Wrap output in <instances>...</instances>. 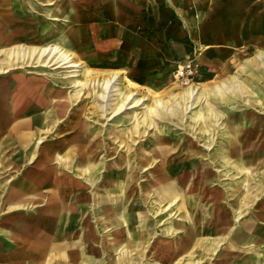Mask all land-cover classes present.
<instances>
[{"label": "rangeland", "instance_id": "rangeland-1", "mask_svg": "<svg viewBox=\"0 0 264 264\" xmlns=\"http://www.w3.org/2000/svg\"><path fill=\"white\" fill-rule=\"evenodd\" d=\"M25 1L22 16L15 17L11 5H7L0 49L57 42L73 52V60L80 66L74 69L29 63L0 73V263L27 264L23 263L22 251L37 238L42 237L51 246L47 229L50 207L46 203L51 179L45 182L37 174L40 155L46 151L52 156L46 165L57 169V177L67 189L84 194L83 198L91 193L94 196L93 206L85 199L81 208L89 226H96V212L109 211L112 206L125 209L130 216L129 222L115 218L114 226L101 232L110 233L108 242L120 240L102 264H256L247 261L255 251L258 264H264V128L256 127L257 121L264 122V68L250 62L257 51L264 59V46H243L229 63L213 68L202 45L205 31L191 32L183 26V56L173 67L157 76L134 74L127 67V58L101 48L72 45L63 32L55 30L56 19L47 14L48 9L36 0L32 1L39 7ZM198 38L197 46H186L195 44ZM5 58L0 52V64ZM110 72H118L119 78L117 92L105 107L96 95V83ZM233 75L246 83L245 94H230L235 85L232 82H226L228 90L224 94H216L215 87ZM77 81H87V85ZM23 82L27 88H34H22ZM191 86L211 94L205 101L194 102L186 115L169 110L153 117L147 114L148 107H155L156 98L169 106L175 101L182 106L188 104L182 94ZM120 92H133L140 102L133 107L126 105L113 115L122 97ZM31 98V112L10 116ZM210 106L218 113L221 127L214 141L205 122L193 119ZM36 113L41 116L37 125L18 124ZM207 121L214 124L209 118ZM16 132L33 133L26 156L15 140ZM34 175L40 185L32 182ZM28 176L29 192L21 198L17 186ZM128 191L130 197L125 202L123 195ZM172 192L177 197L174 202H170ZM105 199L106 205L102 202ZM17 202L19 205L13 206ZM233 204L241 207L237 220V212L230 208ZM125 223L135 237L129 246ZM238 227L247 236L239 242L233 236L235 230L240 231ZM228 239H233L236 248L226 246ZM184 244L187 251H182ZM174 248L179 249L178 254ZM52 253L38 262H63ZM59 253L62 255V251ZM101 256L91 252L89 262L78 259L76 264H99Z\"/></svg>", "mask_w": 264, "mask_h": 264}, {"label": "crops", "instance_id": "crops-1", "mask_svg": "<svg viewBox=\"0 0 264 264\" xmlns=\"http://www.w3.org/2000/svg\"><path fill=\"white\" fill-rule=\"evenodd\" d=\"M23 1L25 0H9V2L8 0H0V31L4 30L3 24L5 23V19L3 16H6L7 5H11L15 17L22 16L24 15L21 10ZM36 1L42 4L44 8L48 9L47 14L56 19L54 24H56L58 28L55 30L63 32L64 36L72 45L78 48H101L102 51L111 52V54H115L119 58H127V67H129L131 69L130 72L134 74L140 72L157 76L165 74L169 68L173 67L175 63H177L176 61L183 56V37L185 30L183 26H185L186 30L191 32H199L200 29L205 31L206 38L202 39V45L206 48V53L209 57L208 64L213 68H215L216 65L219 66L229 63L237 53L236 50L240 51L243 46H264V0ZM28 2L34 4L32 0H28ZM38 3L34 5L39 7ZM25 4H27L26 1ZM199 17H201L200 20ZM195 42V44L192 42L186 43V46H197L199 44V38L196 39ZM55 44L73 54L71 50L63 47L57 42L45 46L16 44L7 49H0V52L6 55L5 60H1L0 68H3V70H0V73H5L9 69H13L8 66L11 60L9 54L14 49L20 47L28 49L43 48ZM261 56L262 54L260 51H257L254 60L250 62H252L253 65H260L264 68V59ZM224 81L225 84H227L226 82H232L235 85L239 84V88H232L230 94L233 93L238 96L245 94L247 85L237 75H233L230 79H224ZM26 83L23 82L21 87L26 89ZM30 88L34 87L30 86L27 89L30 90ZM24 101L25 102H22V106L10 116L27 114L33 110V105L29 103L32 101V98ZM40 117V114L36 113L33 114V116L30 115L22 118L21 123L18 122V124L33 127L37 125L36 120L39 122L41 119ZM18 124L14 123V126ZM257 126L264 128V122L262 120L257 121L256 127ZM24 134L25 133L16 132L14 136L15 140L19 141L22 153L26 156L30 152V148H28L26 144H28V140L32 137L33 133ZM36 137L38 142L39 135ZM262 142L264 143V140H262ZM35 152L36 150L34 153ZM50 157L52 156H49L47 152L40 155L41 161L43 162L40 164L37 174L38 177L45 182L51 179L46 200L47 206L50 207L49 212L51 211L47 227L50 233L48 235H50L51 246L49 248V243H45L42 237L32 241L30 248L22 251V256L24 258L23 263L54 264V262H38L43 259L44 255H50L52 252L53 257L55 256L54 258L58 262L64 261L59 264H76L78 259L81 260L82 263H87L92 259L90 253L95 252L102 254L101 259L99 258V264H102L104 258L111 255L110 250L116 248L120 240L114 238L115 240L113 243L111 241L108 242L106 238L110 233L104 235L101 232H105L106 228L109 226H114L116 222L115 218L118 220V217H124L125 221L129 222L130 216H128V213L127 215L125 214V209L124 211L118 210L117 207L112 206L109 211L104 210L96 212L94 218H96L97 224L96 226H89L83 212H81V208L82 204L85 202L83 200L85 199L86 202L88 200L90 201L91 204H89V206H93L95 200L94 196L91 193L83 198L82 195L84 194L76 191L72 192L67 189L68 186L62 183V181H59L61 178L58 179L57 177V173L55 172L57 169H54L53 166L46 165L52 160ZM34 178L35 180H33L32 177V182L40 185L41 181L36 179V175H34ZM30 179L29 176L24 178V180L18 184L19 187L17 186L21 198H25L29 192L28 185ZM15 187L16 185L13 186L14 189ZM55 195L60 196V206L57 205L59 201H56L57 196ZM106 200L107 199L104 200L105 202L102 201L104 205L107 204ZM18 205L19 203L17 202L14 203L13 206ZM86 205H88V203H86ZM53 210L56 211V213ZM127 227V243L129 246L131 243H134L132 241L130 242L131 238L135 237L131 233L132 228L129 227V225H127ZM239 230L240 231L235 230V234L233 232V236L238 242L247 238L245 232L240 228ZM140 236L142 237V235ZM231 240L233 239H228L226 241V246L228 248L233 246L236 248V245H234ZM59 251H62V255ZM176 251L178 254L179 249H176ZM63 256H65V258H63L64 260L61 258ZM256 257L255 251L250 254V259L247 261L251 260L253 263L258 264ZM110 264H112V262Z\"/></svg>", "mask_w": 264, "mask_h": 264}, {"label": "bare ground", "instance_id": "bare-ground-1", "mask_svg": "<svg viewBox=\"0 0 264 264\" xmlns=\"http://www.w3.org/2000/svg\"><path fill=\"white\" fill-rule=\"evenodd\" d=\"M42 47V46H41ZM9 56L11 57L10 60V65L8 66L9 68H16L18 66H21V64H32V63H39L43 65H56L57 66H62V67H74V69H78L80 66L79 61H74L73 60V55L66 49L58 46V45H49L43 48H34V49H28L25 47H20L17 49H14ZM82 65V63H81ZM7 68V67H6ZM8 68V69H9ZM73 69V70H74ZM0 70H3V68H0ZM75 71V70H74ZM69 78V77H68ZM118 72H110V75L107 78H104L101 82H97V86H99V92L96 90V95L97 97L102 99V102L105 107L109 105V98L114 96V92H117V84H118ZM93 81V80H92ZM25 83V82H24ZM78 84L80 85H87V81H77ZM73 85V84H72ZM22 86V85H21ZM96 88V86L94 87ZM233 88L238 89L239 87L236 85H233ZM27 89V88H26ZM94 90V89H93ZM228 90V86L224 84L218 85L215 87V93L218 95L224 94L225 91ZM111 93V94H110ZM95 94V93H94ZM211 93L206 91V90H199V88L191 86L189 87L183 94H182V100L183 101H188V104L179 105L178 102L172 103L170 106L165 103L161 98H156L154 99L155 107H148L147 108V114L151 117L158 115L159 112H163V114L168 113L169 111L172 112H181L184 115H186V110L187 109H192L195 105V103H198L202 100H207L209 95ZM120 95L122 97L120 98V101L118 104L114 107L113 109V115L118 114L121 112L123 109H126V105L129 107H133L137 105L140 102L139 98H134L133 92H127V93H122L120 92ZM195 102V103H194ZM28 105V104H27ZM29 106V105H28ZM27 109V108H26ZM23 111V110H22ZM21 111V112H22ZM26 111V110H25ZM107 112V109L105 110ZM20 113V112H19ZM109 115V114H108ZM107 115V116H108ZM18 116V115H16ZM33 116V115H32ZM186 118V117H185ZM211 119L214 121V124H209L207 119ZM193 119L196 121V123L200 122H205V128L206 131L209 132V134H212L209 138L210 140L214 141V135L216 134L217 130L220 129L221 127L219 126V118H218V113L210 106L205 112H200L197 113ZM221 122V121H220ZM218 124V125H217ZM77 127V125H75ZM225 127V126H224ZM79 132V131H78ZM227 134V133H226ZM25 135V134H24ZM68 137V136H67ZM190 137V136H189ZM18 138V137H17ZM21 138V137H20ZM156 140V139H155ZM196 140V139H195ZM234 141V140H233ZM156 142V141H155ZM197 143V142H196ZM27 145V144H26ZM224 145V143H223ZM241 145V144H239ZM24 146V145H23ZM69 146V145H68ZM55 147V146H54ZM252 147V146H251ZM47 148V147H46ZM173 148V147H172ZM45 149V148H44ZM65 149V148H64ZM159 149V148H158ZM192 149V148H191ZM43 150V148H42ZM152 150V149H151ZM161 150V149H160ZM58 151V149H57ZM68 151V150H67ZM46 152V151H45ZM153 152V151H152ZM165 151H163L164 153ZM66 153V152H65ZM227 154V153H226ZM42 155V154H41ZM193 155V154H192ZM132 156V154H131ZM179 156V154H178ZM184 156V155H183ZM44 157V156H43ZM42 157V158H43ZM71 157V156H69ZM80 157V156H79ZM191 157V156H190ZM65 158V157H64ZM79 159V158H78ZM42 160V159H41ZM181 160V159H180ZM194 160V159H193ZM66 161V160H65ZM43 162V161H42ZM138 162V161H137ZM126 163V162H125ZM80 164V162H79ZM211 164V163H210ZM137 165V164H136ZM257 165V164H256ZM113 168V167H112ZM128 171V170H127ZM56 174V173H55ZM60 175V174H59ZM157 177V176H156ZM156 181V180H155ZM208 182V181H207ZM69 184V183H68ZM53 185V184H52ZM51 185V186H52ZM96 185V184H95ZM207 185V184H205ZM141 187V186H140ZM86 190V189H85ZM113 191H117L116 189ZM127 191V190H126ZM170 193V191H168ZM243 192V191H242ZM56 193V191H55ZM86 193V192H85ZM51 194V193H50ZM129 191L126 193V195H123L125 202L129 200ZM57 196V195H55ZM73 196V195H72ZM172 200L170 202H174L176 200V196H174V193H171ZM257 197V196H256ZM255 197V198H256ZM154 198V197H153ZM194 199V197H192ZM54 199V197H53ZM109 199V198H108ZM191 199V198H190ZM189 199V200H190ZM56 201H59L57 204L60 206L61 199L60 196H57ZM80 201V200H78ZM109 201V200H108ZM77 202V201H76ZM179 202V201H178ZM108 203V202H107ZM194 203V202H193ZM122 204V203H121ZM190 204V203H189ZM80 206V205H79ZM96 206V204H95ZM52 207V206H51ZM98 207V205H97ZM115 207V206H114ZM162 207V206H161ZM229 207V206H228ZM58 208V207H57ZM80 208V207H79ZM91 208V207H90ZM235 212H237L236 220L240 218L241 216V207L237 206L236 204L231 205V207ZM52 209V208H51ZM86 210V208H84ZM156 209V208H155ZM172 209V208H171ZM103 210V208H102ZM117 210V209H116ZM54 211V210H53ZM58 211V209H57ZM51 212V211H50ZM56 213V211H54ZM121 212V211H119ZM117 212V213H119ZM226 214H230L231 211L225 210ZM122 213V212H121ZM77 214V213H76ZM211 214V213H210ZM101 216V215H100ZM187 216V215H186ZM52 217V216H51ZM71 217V216H70ZM142 217V216H141ZM76 218V217H75ZM124 218V217H123ZM134 218V216H133ZM145 218V217H144ZM92 219V218H91ZM105 219V218H104ZM125 220V219H124ZM105 221V220H104ZM111 221V220H110ZM134 221V220H133ZM59 222V221H58ZM75 222V221H74ZM79 222V221H78ZM112 222V221H111ZM126 222V221H125ZM74 224V223H73ZM126 224V223H125ZM124 224V225H125ZM127 225V224H126ZM21 226V225H20ZM71 227V226H70ZM107 227V226H106ZM67 228V226H66ZM71 229V228H70ZM76 229V228H75ZM96 229V228H95ZM127 230V229H125ZM65 231V229H64ZM67 231V230H66ZM195 231V229H194ZM56 232V231H55ZM60 232V231H59ZM100 232V231H99ZM185 232V231H184ZM108 235V234H107ZM73 236V235H72ZM78 238V237H77ZM101 238V237H100ZM150 238V237H149ZM65 240V239H64ZM68 240V239H67ZM61 241V240H59ZM132 241V240H131ZM130 241V242H131ZM232 241V240H231ZM112 242V241H111ZM129 242V243H130ZM146 242V241H144ZM148 242V241H147ZM176 243V242H175ZM212 243V242H210ZM187 244V243H186ZM190 244V243H189ZM219 242L216 243V246H218ZM125 246V245H124ZM189 246V245H188ZM192 246V245H191ZM210 246V245H209ZM213 246V245H212ZM84 247V246H83ZM100 247V246H99ZM186 245L184 244L183 250H186ZM123 249V248H122ZM145 249V248H144ZM176 248H174L175 250ZM190 249V247L188 248ZM120 250V249H119ZM197 250V249H196ZM199 250V249H198ZM187 251V250H186ZM202 251V250H201ZM208 251V250H207ZM69 252V250H68ZM205 253V252H204ZM211 253V252H210ZM69 255V254H68ZM181 255V254H180ZM85 257V256H84ZM204 257V256H203ZM72 259V258H71ZM205 259V258H204ZM110 260V259H109ZM88 261V260H87ZM64 262V261H63ZM177 263V262H176ZM188 263V262H187ZM180 264V263H179Z\"/></svg>", "mask_w": 264, "mask_h": 264}]
</instances>
